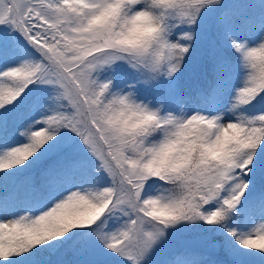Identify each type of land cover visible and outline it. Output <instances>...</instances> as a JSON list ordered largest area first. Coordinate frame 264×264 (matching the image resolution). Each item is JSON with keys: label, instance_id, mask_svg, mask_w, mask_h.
Listing matches in <instances>:
<instances>
[{"label": "snow or ice", "instance_id": "6c2138e0", "mask_svg": "<svg viewBox=\"0 0 264 264\" xmlns=\"http://www.w3.org/2000/svg\"><path fill=\"white\" fill-rule=\"evenodd\" d=\"M0 264H264V0H0Z\"/></svg>", "mask_w": 264, "mask_h": 264}, {"label": "trees", "instance_id": "16d2710c", "mask_svg": "<svg viewBox=\"0 0 264 264\" xmlns=\"http://www.w3.org/2000/svg\"><path fill=\"white\" fill-rule=\"evenodd\" d=\"M185 89H187L189 92H191V90L193 88H195V81H188L184 84ZM211 256H213L214 258H222L223 254L221 253L219 256H217L216 254H210ZM67 260H71L73 259V257L71 256V254H68L67 256L64 257Z\"/></svg>", "mask_w": 264, "mask_h": 264}, {"label": "rangeland", "instance_id": "374dc122", "mask_svg": "<svg viewBox=\"0 0 264 264\" xmlns=\"http://www.w3.org/2000/svg\"><path fill=\"white\" fill-rule=\"evenodd\" d=\"M209 258H211V257L209 256Z\"/></svg>", "mask_w": 264, "mask_h": 264}]
</instances>
